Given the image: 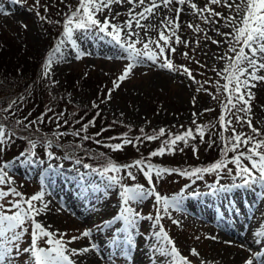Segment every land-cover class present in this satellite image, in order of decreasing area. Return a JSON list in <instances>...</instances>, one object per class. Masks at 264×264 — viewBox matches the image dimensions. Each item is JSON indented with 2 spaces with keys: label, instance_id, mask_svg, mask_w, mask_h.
I'll return each mask as SVG.
<instances>
[{
  "label": "rangeland",
  "instance_id": "374dc122",
  "mask_svg": "<svg viewBox=\"0 0 264 264\" xmlns=\"http://www.w3.org/2000/svg\"><path fill=\"white\" fill-rule=\"evenodd\" d=\"M77 1L40 0V3L47 5L54 15L62 19L68 12L67 5L72 6ZM204 3L205 0H200L199 5L202 6ZM34 4L35 0H22L21 4H13L11 0H0V7L4 10L0 11V35L11 36L18 45L28 46L32 53H37L44 58V64L49 53H52L53 66L50 80L57 81L54 86L61 87L67 73L75 69L87 68L97 75L113 76V81L120 76L128 61L116 59L115 57L122 53L115 44L109 42L110 38L105 37L101 40L98 33L78 41L81 50L91 53V55H85L77 60L75 50L68 43L62 47L60 53L55 52L56 45L63 38L62 34L52 41L51 26L36 15ZM129 7L130 5L127 4L113 5V12L121 13L117 18L118 21L122 22L128 19L127 10ZM214 7L225 15L229 14L227 8ZM162 15L172 16L174 14L162 9ZM187 15L185 14L184 22L181 21L183 24H181L180 34L190 43L188 47L177 46V51L172 56L173 63L188 67L196 81L203 80L205 72L215 73V76L223 80L218 73L224 68L226 61L220 60L219 57L228 52L227 42L220 45L213 44L211 40L204 38L203 33L198 34L189 29L187 24L189 22L199 24L209 36L221 41L225 38L217 35L215 28L219 27L221 32L231 29L224 27L223 22L218 26L207 25L192 14L186 19ZM25 25L26 27H24ZM149 35L157 37L158 33L153 30L149 32ZM143 38L144 33L141 31V39ZM197 39L200 41L199 46L195 43ZM136 46L142 48V44ZM184 52H187L192 59H186L182 55ZM62 53L64 59H60ZM229 55L233 54L229 53ZM196 61L200 63L197 64ZM112 87L113 82L108 89ZM198 87L200 85L190 80L182 71L179 73L169 72L146 62L138 65L133 73L120 84V87L112 93L110 101L101 103L102 112L116 121L127 123L133 127L155 130L165 128L166 131L181 128V125L183 128H188L193 125V119L197 123L208 120H210L208 122H214L220 116L221 109L216 105L213 93L209 92V89L208 92L203 90L197 92ZM107 90L103 98L107 95ZM253 91L256 93V98L253 101V124L264 130V83H259ZM60 95L70 103L82 107L91 105L94 99L92 89L84 87L69 89ZM194 96L196 97L195 105L192 103ZM204 109H212V111L205 112ZM193 113L199 115L194 117ZM203 144L204 142L199 143L201 149L198 147L195 155L192 152L188 154L189 149L186 148L185 155L187 156L180 161H176L174 158H158L157 161L170 166L181 163L185 167H190L199 162L203 154ZM49 151L54 153V158H49L47 155ZM49 151L42 148L39 143L31 152L25 151L21 148L20 143L11 141V150L1 165L7 164L6 170L13 178L12 186L25 194L26 197L42 190L45 191V200L50 201V211L38 216L39 221L54 232L59 230L60 233H66L65 239L79 235L85 229L91 228L93 230L91 237L74 241L70 247L81 248L94 242L99 249L95 252L102 253L97 264H170V259L167 256L153 251V245L158 243L153 233L159 230V226L155 225L154 220L146 219V217L149 215L155 217L156 215L157 208L154 206L156 203L154 198L135 205L145 218L138 221L134 233L135 244L131 250L114 247L112 241L119 235L116 228L123 227V223L106 225L105 222L111 220L119 211L118 186L106 190L107 181L105 178L92 174L89 169L68 160L58 147ZM22 153L25 155L22 156ZM32 153L35 155L33 156ZM29 159H31V163L25 162ZM134 170L137 172H134L137 180L131 183L127 179V175L123 174L122 182L129 185L139 183L147 187L148 182L143 174L133 168L132 171ZM171 176L166 175L158 182L154 177L153 182L156 183V190L169 198L177 194H184L185 199L181 210L170 209V216L161 212L160 223L175 241L180 252L187 256L192 264H201V261L210 264V258H205V256L209 255L216 243L222 247L226 245L239 248V253L237 250L234 251L239 254L237 260L229 262V264H244V260L249 256V252L246 250L248 248L253 252L257 250L264 252V246L256 243L251 247L248 246L250 244H247L246 248H241L230 239L225 240V244L218 241L219 235L224 237L227 233L223 222L227 221L231 226H236V230L239 229L238 221L246 224L252 216L253 221L256 222L259 219V222H264V188L259 185L232 188L231 191L214 195L212 194L213 186L239 183V178L234 180L232 175L230 176L226 172L214 176L203 174V179L192 177L194 182L187 181L188 178L185 180L182 178L181 180L173 179ZM185 185L188 187L185 188ZM192 192H197L199 195L193 196ZM255 207L257 213L254 215ZM173 220H178L179 225L174 224ZM25 227L28 228V232L21 241L22 248L28 247L31 242V225L26 224ZM238 232H240L238 236L242 237L251 235L250 227L244 230L239 229ZM213 236L216 239L210 238ZM225 236L228 237L229 234ZM233 237L230 238L234 240ZM41 246L46 247L47 245L41 241ZM193 248L198 251L199 256L191 255L190 250ZM240 249H244V251L242 250L243 256ZM89 253L75 257L77 264H90L87 260ZM28 260L29 255L22 253L15 258L14 264H26Z\"/></svg>",
  "mask_w": 264,
  "mask_h": 264
},
{
  "label": "snow or ice",
  "instance_id": "6c2138e0",
  "mask_svg": "<svg viewBox=\"0 0 264 264\" xmlns=\"http://www.w3.org/2000/svg\"><path fill=\"white\" fill-rule=\"evenodd\" d=\"M13 4H21L22 0H11ZM130 5L128 8V19L118 21L121 15L119 12H113V5ZM171 6V7H170ZM214 6H221L229 10V14L217 11ZM36 9V15L41 20H47L42 16L39 7H43L44 11H48L47 5H41L40 0H35L33 6ZM68 12L64 14L62 39L56 45L55 52L60 53L66 43L71 45L75 50V58L81 59L85 55H91L81 50L78 43L79 40L87 39L90 35L100 34L101 40L105 37L110 38V43L117 46L122 55L115 57L116 59H126L128 63L124 66L122 73L113 81V87L107 90V95L101 100V103L110 101L112 93L120 87V84L126 80L133 70L141 64L150 62L152 65L169 72H183L194 83L196 81L192 71L185 65H175L172 56L177 51V46L183 45L188 47L190 41L183 39L181 32L182 14L191 13L194 17L203 21L207 25H220L223 22L224 27L231 29L227 32H221L219 27L215 28L217 35L223 36L225 40H215L200 27L199 24L189 22L187 27L195 33H203L204 38L211 40L213 44H223L227 42L228 52L219 57L220 60L226 61L224 68L218 73L225 81L222 85L217 81V92L223 90L225 100L221 103V114L218 117L219 134L222 143L221 158L206 167L196 168H167L153 164L151 157L163 156L165 154H174L176 151H183L179 144L183 143L188 146L199 136L200 142H204L205 134L211 135L210 129L216 126L211 124L201 125L193 119L195 127H189L182 132L172 133L166 129L160 128L153 130L152 134H144L141 128V136L129 137L127 132L120 134L119 137H109L110 140L119 139V143L107 145L114 151L122 150L126 145L136 146L144 140L152 141L160 137L166 138L162 141L161 146L149 153V158H140L132 164L117 165L111 160H107L101 167H93L92 165L82 163V160L76 158L74 163L82 165L83 168L89 169L92 174L103 177L107 181L106 190L118 186V195L120 197L119 211L111 220L105 222L106 225L122 222L123 227H117L116 232L119 233L112 243L114 247L126 248L129 251L135 244V229L138 221L145 217L137 210L136 204L143 202L149 198L155 199V207L157 212L155 217L149 215L146 219L154 220L155 225L159 226V230L153 233L157 240V244L153 245V251L159 252L161 255L170 259V264H192L191 260L184 256L177 248L175 241L164 230L160 223L161 212L171 215L170 209L181 210L184 194H177L171 198L161 195L156 190V183L153 182L163 179L166 175L177 174L186 177H195L203 179L204 173H224L233 176V179L239 178V183L231 185L213 186V193H224L231 191L232 188L252 187L259 185L264 188V130L254 126L252 120L253 101L256 93L253 91L259 83H264V0H205L201 6L194 0H78V4L73 10L71 5H67ZM165 9L174 15H162L161 10ZM0 11H4L0 7ZM5 14H8L5 12ZM161 16L159 25L151 23V19ZM142 21H148L142 23ZM60 23V21H56ZM26 27V25L24 26ZM139 30V31H138ZM156 31L157 37L149 35L150 31ZM141 31L144 38L141 39ZM199 46V39L196 40ZM142 44V48L136 45ZM232 53L233 55H229ZM186 59H192L187 52L182 53ZM60 59H64L63 53ZM111 59V57H109ZM199 64V61H196ZM53 59L52 53L43 65V77L51 79ZM53 84L57 81L52 80ZM205 84L208 81L204 82ZM208 92L203 84L196 89ZM212 95L211 93H209ZM215 98V95H213ZM23 99V97H21ZM193 105L196 104V97L192 98ZM16 101H12L8 108L4 111L12 109ZM93 108H99L96 101L92 102ZM48 111H52L48 109ZM205 112L212 109H204ZM243 114V115H241ZM63 113L56 116L59 120ZM100 112L97 111L96 116ZM123 115V113H121ZM198 113H193L196 117ZM45 114L42 113L37 121H29L24 126L26 128L43 121ZM83 119V118H82ZM27 120V117L24 118ZM24 120H17L16 124L24 123ZM96 117L83 124L82 127L72 132V135L80 137L82 140H90L93 137L88 135L81 136V133H87L90 126L95 125ZM67 124V121H64ZM239 124L246 126L248 132L237 131L234 125ZM59 123L57 128H59ZM111 127V125H109ZM183 128V125H181ZM102 129L101 131H106ZM131 130V129H130ZM225 133H230L225 135ZM101 133H96L99 136ZM15 132L7 129L6 125L0 123V146L10 142ZM64 133H57V138ZM97 144L101 141L96 140ZM32 148H35L36 142L29 141ZM214 140H209V146L214 144ZM53 141H47L48 148H51ZM82 147V145H81ZM193 154L197 152L196 146L193 144ZM232 153L229 156V153ZM22 156L25 154L22 153ZM34 156L35 154L32 153ZM49 158H54V153H47ZM70 158V157H68ZM247 161L248 163H245ZM25 162L31 163V159ZM42 163V161H41ZM234 165L233 168L229 165ZM7 164L0 166V186L8 185L5 189L0 187V264H14L16 257L22 253L29 255L26 264H77L74 259L88 252L99 251L98 246L91 242L85 247L72 248L70 245L74 241L81 238L92 236V229H85L79 235H73L67 239L66 233L55 232L46 227L43 222L37 219L38 216L46 214L50 211V201L45 200V191L37 192L30 197H26L16 187H12L13 178L8 174ZM140 171L148 182L146 187L143 184H125L123 183L122 170H126V175L135 181L136 176L131 169ZM188 185H185L187 188ZM183 193V190H182ZM191 195H199L192 192ZM11 198V199H9ZM179 225L178 220L172 221ZM26 224L31 225V242L28 247H21V241L28 232ZM255 243L264 246V230L256 232ZM216 239V237H210ZM199 239V237H197ZM43 241L47 246H41ZM162 242V243H161ZM245 248V245H241ZM249 256L244 260V264H264V252L257 250L253 252L250 248L246 249ZM191 255L199 256L198 251L193 248L190 250ZM201 264H205L201 261Z\"/></svg>",
  "mask_w": 264,
  "mask_h": 264
},
{
  "label": "trees",
  "instance_id": "16d2710c",
  "mask_svg": "<svg viewBox=\"0 0 264 264\" xmlns=\"http://www.w3.org/2000/svg\"><path fill=\"white\" fill-rule=\"evenodd\" d=\"M77 4L78 1L72 4L73 10ZM38 10L42 16L47 17V20L45 21L50 24L52 33L51 39L52 41H55L63 32L64 17L62 19L57 17L49 8L48 11H44L43 7H39ZM56 21H60V23H56ZM1 35L0 123L5 124L7 129L14 131L15 135L11 138L10 142L0 146V166L8 152L11 150V141L20 143L21 148L29 152L33 149L29 143L30 140L35 141L37 144L39 143L46 151L58 147L59 151H61L66 158L70 157L68 160L71 161L79 158L82 160V163L92 165L93 167H101L107 160H111L117 165H128L137 159L149 158V153L161 146V143L166 136L152 141L144 140L136 146L131 144L126 145L119 151L112 150L107 145L119 143L120 141L119 139L110 140L109 137H119L120 134L125 132L129 134L130 138L143 135L140 132L141 127H133L127 123L116 121L102 112L101 100L108 87L112 85L114 77L97 75L87 68H82L80 70L75 69L67 73L65 82L61 87H56L50 79L43 77L44 58L41 55L32 53L28 46L18 45L11 36ZM197 81L200 82L199 85L203 84L205 88L209 89V92H212L213 95H215L216 105L221 109V103L225 100V95L223 90L217 92L216 83L219 81L222 85L225 81L215 76V73L210 72H205L204 79H198ZM205 81H208V83L205 84ZM80 87L92 89L94 94L93 101H96L99 104L98 109L93 108L92 104L86 107L77 106L63 99L60 95L66 90L74 88L78 89ZM21 97H23V99H21ZM12 101H16V104L13 105L10 112L4 111ZM48 109H51L52 111H48ZM97 111L100 112L99 116H96ZM42 113L45 114L43 121L28 128L24 126L29 121H37ZM61 113H63V115L57 120L56 116ZM25 117H27V120H24ZM93 117H96L95 125L90 126L87 133H81V136L86 134L93 137V139L85 141L80 137L72 135L73 131L80 129L83 124L92 120ZM17 120H24V123L17 125ZM64 121H67L68 123L65 124ZM208 121L198 123L201 125L211 124L216 126L214 129L209 130L212 133L211 135L205 134L203 154L198 163L190 167H185V165H182L181 163L170 166L163 162L159 163L157 159L174 158L176 161L185 159L187 156L185 155L186 148L189 149L188 154H190V152L193 153V144L197 149L198 147L201 149L199 145L200 142H198L200 141L199 136H197L194 141H191L188 146H185L183 143L179 144V147L183 148L182 152L176 151L174 154L151 157V162L160 166L162 164V167L167 168L187 169L196 167L203 168L219 160L221 158L222 148L219 134V121L218 118L214 122ZM58 123L60 125L59 128H57ZM109 125H111V127H109ZM234 126L237 131H249L246 126H241L239 124ZM189 127L194 128L195 125H190ZM102 129L107 130L101 131ZM143 129L144 134H152L153 130H155L149 128ZM185 129H187V127H178L167 131L179 133ZM60 132L64 133V135L57 138V133ZM96 133L101 134L95 136ZM229 134L230 133H225V135ZM49 140L53 141L51 148H48L47 146V141ZM96 140L101 141V143L97 144L95 142ZM209 140H214L215 143L209 146ZM228 155L231 156L232 153L230 152ZM245 163L248 162L245 161ZM229 167L233 168V172H235L234 165L230 164ZM134 172H136V170H134L133 173ZM123 174L124 176L126 175V170L121 171V175ZM206 174H212L213 176L216 175V173H204V175ZM171 177L177 180H181V178L185 180V178H188L187 181L194 182L192 177L190 178L177 174H172ZM127 179L131 183H134L137 180V178L135 181L130 178ZM0 187L6 189L8 185Z\"/></svg>",
  "mask_w": 264,
  "mask_h": 264
},
{
  "label": "bare ground",
  "instance_id": "6f19581e",
  "mask_svg": "<svg viewBox=\"0 0 264 264\" xmlns=\"http://www.w3.org/2000/svg\"><path fill=\"white\" fill-rule=\"evenodd\" d=\"M194 2L199 4L200 0H194ZM187 14H186L187 15L186 19L188 18V16L191 13H187ZM160 18H161V16H157V17L151 19V23H153L155 25H159ZM184 19H185V14L180 16V20L181 21H183ZM142 22L143 23H147L148 21H142ZM256 207H255V209H256ZM256 213H257V209L253 212V214L255 215ZM259 221H260L259 219L256 222L253 221V216H252L251 220L249 222H247L246 224H243L242 222L238 221V226L237 227L240 230H244V229L250 227L251 235H249L247 237L246 236L245 237L238 236V234L240 232H238L239 229L236 230V226H234V225L231 226V224L229 222H227V221L223 222L224 229L227 231L226 234H229V236L227 237V236H225L226 235L225 234L224 237H226V238H224L223 235H219L220 237H218V239H219L218 241L222 242L221 244H223L225 242V240H227V239L229 240L230 239L231 242H233L237 246L238 245L239 246H241V245L247 246V244H250L248 246L251 247V246H253L255 244V239H256V235L255 234H256V232L260 231V230H264V222H259ZM233 236H236L238 238H235ZM230 237H233L234 240H232V238H230ZM237 240H242V241H237ZM235 250H237V252H238L239 248L231 247V246L227 247L226 245H224L222 247V246H220L219 244L216 243V244L213 245L212 249L210 250L209 255L205 256V258H207V257L210 258L209 259V260H211L210 264H227V263L229 264V262L231 263L232 261L237 260V258L239 256V254H238L239 252L236 253V252H234ZM242 250L244 251V249H240L241 255H242V252H243ZM100 255H102V253H98L97 254L96 252H90L88 257L86 256L87 260H88V263L97 264V262H99V260L101 259ZM82 259H84V258H82Z\"/></svg>",
  "mask_w": 264,
  "mask_h": 264
}]
</instances>
